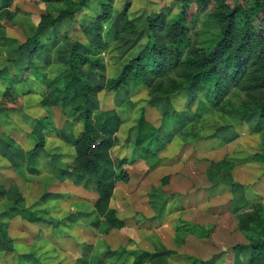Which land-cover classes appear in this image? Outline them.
I'll return each mask as SVG.
<instances>
[{"label":"rangeland","instance_id":"1","mask_svg":"<svg viewBox=\"0 0 264 264\" xmlns=\"http://www.w3.org/2000/svg\"><path fill=\"white\" fill-rule=\"evenodd\" d=\"M11 2L10 17L0 10V73L14 66L26 81L11 88L0 74V264H133L141 251L153 255L147 264H264L250 257V248L237 251L262 239L258 223L241 231L239 219L245 214L264 219V163L254 160L264 153V131L252 130L259 119L257 101L245 92L234 89L218 103L210 89L159 95L138 81L101 93L99 108L116 109L124 121L114 154L127 158L130 174L129 183L117 186L112 204L126 226L109 234L92 226L99 218L95 183L77 178L65 183L67 164L75 158L74 132L83 123L60 109L38 108L42 89L33 73L67 76L73 48L87 47L97 56L84 62L89 54L82 53L76 70L92 85L105 87L144 53L150 21L164 14L172 23L182 5L177 0H107L111 15L98 24L99 31V0ZM227 2L233 6L235 0ZM209 13H196L189 26L191 46L197 49L222 36ZM61 15L35 45L42 17ZM142 116L156 129L148 152L135 144L133 129ZM37 119L54 132L33 169L26 154L36 144ZM223 160L231 163L220 165ZM15 209H28L42 221L31 224L11 215Z\"/></svg>","mask_w":264,"mask_h":264},{"label":"trees","instance_id":"2","mask_svg":"<svg viewBox=\"0 0 264 264\" xmlns=\"http://www.w3.org/2000/svg\"><path fill=\"white\" fill-rule=\"evenodd\" d=\"M81 1L84 4L87 0ZM106 1L99 0L102 14L97 18V25L106 22L111 15L108 8L111 3ZM177 1L183 9L179 19L170 23L163 14L151 20L150 41L144 53L132 59L122 69L121 75L108 80L105 87L92 85L80 77L76 70L75 60L84 53L89 54L83 59L84 62L97 56L87 47H83L84 51L73 48L69 59L71 73L67 76L51 79L47 73H33L42 89L38 108L60 109L66 117L77 119L76 123H83V129L74 132L75 159L67 165L64 174L95 183L97 199L94 210L99 218L92 226L101 234L122 230L126 226L125 220L112 206V199L119 183L130 182V174L125 169L127 158L114 154L121 144L120 136L123 129L125 130V124L116 109L99 108V96L102 92L108 95L142 81L151 94L159 95H167L184 88L195 94L210 89L215 100L222 103L234 89H239L246 93L248 99L257 101L259 119L253 125V132L264 131V2L254 0L250 5V0H235L231 6L227 0ZM11 6V0H0V10L6 12L8 17ZM208 10L209 16L221 28L222 36L210 47L197 49L191 46L189 26L195 22L196 13ZM62 16L55 20L42 17L34 39L35 45L49 26L60 23ZM98 30L101 31V26ZM98 61L99 59L96 60ZM0 74L9 82L11 88L26 81L23 74L16 73L14 66H9ZM168 82L171 84L167 90ZM259 97L260 101L257 99ZM46 125L47 123L37 119L33 136L36 144L26 154L27 165L32 168L36 167L40 154L44 152L46 138L53 137L54 129ZM133 130L136 133L135 144L148 152V145L151 146L155 139L154 126L142 116ZM254 160L264 163V153L255 156ZM222 162L220 165L231 163L227 160ZM12 212L11 215L21 216L33 224L42 221L28 209H15ZM239 221L241 231H246L250 225L258 223L261 226L262 239L251 241L252 245L249 246H240L237 251L240 252V248H250L252 259L264 260V219L261 216L245 214ZM152 256L148 251L136 253L133 264H147Z\"/></svg>","mask_w":264,"mask_h":264},{"label":"crops","instance_id":"3","mask_svg":"<svg viewBox=\"0 0 264 264\" xmlns=\"http://www.w3.org/2000/svg\"><path fill=\"white\" fill-rule=\"evenodd\" d=\"M48 76H49V75H48ZM49 78H50V77H49ZM51 79H52V78H51ZM48 138H50V137H47L46 140H47ZM33 148H34V147H33ZM31 150H32V149H31ZM31 150H30V151H31ZM42 153H44V152H42ZM42 153H41V154H42ZM41 154H40V155H41ZM44 154H45V153H44ZM41 156H42V155H41ZM74 159H75V158H74ZM72 162H73V161H72ZM70 163H71V162H70ZM68 164H69V163H68ZM68 164H67V165H68ZM33 169H34V168H33ZM66 170H67V169H66ZM66 175H67V176H65V177H67L68 179H67V181H66L65 183H68L70 179H72V181H73L74 179L77 178V177H74V176H71V175H68V174H66ZM77 179H81V178H77ZM82 180H84V179H82ZM63 184H64V183H63ZM119 184H120V183H119ZM119 184H118V185H119ZM122 184H125V183H122ZM115 191H116V190H115ZM96 199H97V198H96ZM112 204H113V199H112ZM24 220H25V219H24ZM5 221H6V220H5ZM26 221H27V220H26ZM29 223H30V222H29ZM31 224H33V223H31ZM36 224H37V223H36Z\"/></svg>","mask_w":264,"mask_h":264}]
</instances>
